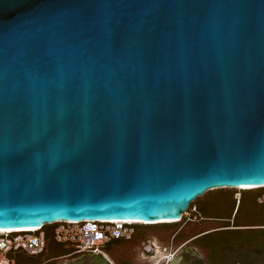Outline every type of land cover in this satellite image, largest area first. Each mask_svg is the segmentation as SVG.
I'll list each match as a JSON object with an SVG mask.
<instances>
[{
	"label": "water",
	"instance_id": "obj_1",
	"mask_svg": "<svg viewBox=\"0 0 264 264\" xmlns=\"http://www.w3.org/2000/svg\"><path fill=\"white\" fill-rule=\"evenodd\" d=\"M238 186H264V0H0V229ZM88 261L114 264H61Z\"/></svg>",
	"mask_w": 264,
	"mask_h": 264
},
{
	"label": "rangeland",
	"instance_id": "obj_2",
	"mask_svg": "<svg viewBox=\"0 0 264 264\" xmlns=\"http://www.w3.org/2000/svg\"><path fill=\"white\" fill-rule=\"evenodd\" d=\"M238 188L215 189L205 193L194 201L195 206L202 214H191L192 221L186 217L183 220L168 223L169 225H136L137 235L132 240L115 239L104 249L115 264H155L161 258H170L183 247L185 243L198 233L208 231L224 225L225 221L202 220L201 215H212L225 218L238 217L242 223L256 222V212L264 211V206L256 202V190L244 191V196L239 201L235 198ZM258 213V212H257ZM196 216V217H195ZM47 232V247L39 255H30L20 251L10 254V258L17 260L18 264H61V255L69 254L75 246L72 243H60L56 240L54 227H45ZM176 235V238H174ZM202 253L205 251L199 245V241L191 243ZM149 249L146 250V247ZM152 251V252H151ZM151 252V253H149ZM218 261V260H217ZM50 262V263H49ZM217 264H222L217 262ZM257 264H264L257 262Z\"/></svg>",
	"mask_w": 264,
	"mask_h": 264
},
{
	"label": "built area",
	"instance_id": "obj_3",
	"mask_svg": "<svg viewBox=\"0 0 264 264\" xmlns=\"http://www.w3.org/2000/svg\"><path fill=\"white\" fill-rule=\"evenodd\" d=\"M243 190H259L256 202L264 206V186L250 189H238L235 195L237 201L242 197ZM191 214H198V208L192 202L183 214L193 220ZM196 217V216H195ZM138 222L125 220H83V221H57L45 225L54 227L55 238L60 243H72L75 249L67 256L76 254H101L107 258L104 249L115 239L132 240L136 235ZM45 227L33 230H3L0 231V264H18L17 260L10 258V254L26 252L30 255H39L47 247V232Z\"/></svg>",
	"mask_w": 264,
	"mask_h": 264
},
{
	"label": "trees",
	"instance_id": "obj_4",
	"mask_svg": "<svg viewBox=\"0 0 264 264\" xmlns=\"http://www.w3.org/2000/svg\"><path fill=\"white\" fill-rule=\"evenodd\" d=\"M244 191L252 190H243L242 197ZM258 194L259 190H256V197ZM257 212L255 215L258 220L254 223H242L238 220L237 215L235 218L232 215L229 220L225 221L224 225L219 226L223 229L198 233L197 235H201L194 242L199 241V245L213 264H217V262L222 264H257V262H263L264 211L259 210ZM158 225L167 226L169 224L160 223Z\"/></svg>",
	"mask_w": 264,
	"mask_h": 264
},
{
	"label": "flooded vegetation",
	"instance_id": "obj_5",
	"mask_svg": "<svg viewBox=\"0 0 264 264\" xmlns=\"http://www.w3.org/2000/svg\"><path fill=\"white\" fill-rule=\"evenodd\" d=\"M199 214H202V213L199 212ZM199 214H197V216ZM201 218H202V220H207V221H227V220H223L225 218L212 216V215H205V216L201 215ZM221 229H223V228L216 227L214 229L208 230V232L218 231V230H221ZM136 234H137V229H136ZM200 235L201 234L196 235V236L192 237L191 239H189L187 241V243H185L183 245V247L180 248L175 253V255L173 257L161 258L155 264H213V262L211 260H209L208 255L206 253H202L198 248H196L195 246L191 245V243H194V241ZM135 236H134V238H135ZM174 238H176V235H175ZM148 249H149V246L146 247V250H148ZM151 252H149V253H151ZM107 254H108V257H109V253L108 252H107ZM67 255L68 254L61 255V256H59V258H56L54 260L62 259V263L68 262V261L69 262L70 261H80V259H82L84 257V255H86V254H80V255L73 254V255H70V256H67ZM109 259H110V261L113 262V260L110 257H109ZM84 264H94V263L91 262V261H88L87 263H84Z\"/></svg>",
	"mask_w": 264,
	"mask_h": 264
},
{
	"label": "bare ground",
	"instance_id": "obj_6",
	"mask_svg": "<svg viewBox=\"0 0 264 264\" xmlns=\"http://www.w3.org/2000/svg\"><path fill=\"white\" fill-rule=\"evenodd\" d=\"M255 187H258V186H255ZM238 189H250V188H253L252 186H238L237 187ZM180 220V219H178ZM125 221H132L134 222L133 220H125ZM173 221H177V220H163V221H156V222H143V221H135V222H138L140 224H156V223H164V222H173ZM33 229H36V228H29L27 230H33ZM0 231H3V229H0Z\"/></svg>",
	"mask_w": 264,
	"mask_h": 264
},
{
	"label": "crops",
	"instance_id": "obj_7",
	"mask_svg": "<svg viewBox=\"0 0 264 264\" xmlns=\"http://www.w3.org/2000/svg\"><path fill=\"white\" fill-rule=\"evenodd\" d=\"M54 259H50L49 261H53ZM50 263V262H49Z\"/></svg>",
	"mask_w": 264,
	"mask_h": 264
},
{
	"label": "clouds",
	"instance_id": "obj_8",
	"mask_svg": "<svg viewBox=\"0 0 264 264\" xmlns=\"http://www.w3.org/2000/svg\"><path fill=\"white\" fill-rule=\"evenodd\" d=\"M148 225V224H147Z\"/></svg>",
	"mask_w": 264,
	"mask_h": 264
}]
</instances>
